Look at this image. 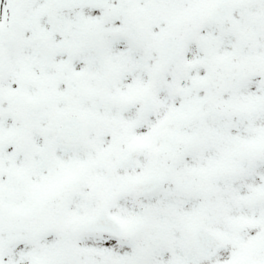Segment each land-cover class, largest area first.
<instances>
[{"label":"snow or ice","instance_id":"snow-or-ice-1","mask_svg":"<svg viewBox=\"0 0 264 264\" xmlns=\"http://www.w3.org/2000/svg\"><path fill=\"white\" fill-rule=\"evenodd\" d=\"M0 264H264V0H0Z\"/></svg>","mask_w":264,"mask_h":264}]
</instances>
